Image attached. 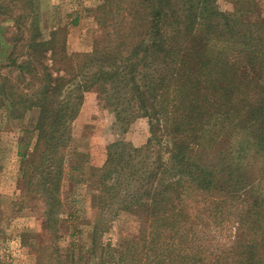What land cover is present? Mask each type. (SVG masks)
Returning a JSON list of instances; mask_svg holds the SVG:
<instances>
[{
    "label": "trees",
    "instance_id": "16d2710c",
    "mask_svg": "<svg viewBox=\"0 0 264 264\" xmlns=\"http://www.w3.org/2000/svg\"><path fill=\"white\" fill-rule=\"evenodd\" d=\"M230 2L232 12L217 0H104L90 52L70 53L58 29L46 40L35 28L28 52L16 46L8 58L17 83L0 71L10 111L38 110L19 138V182L37 187L56 236L59 177L85 95L104 97L120 123L148 120L144 146L110 145L96 175L101 209L140 221L124 248L103 244L96 224L97 264H264L263 5ZM134 5L144 6L138 15ZM74 157L69 172L89 160ZM77 247L62 264L80 263Z\"/></svg>",
    "mask_w": 264,
    "mask_h": 264
},
{
    "label": "rangeland",
    "instance_id": "374dc122",
    "mask_svg": "<svg viewBox=\"0 0 264 264\" xmlns=\"http://www.w3.org/2000/svg\"><path fill=\"white\" fill-rule=\"evenodd\" d=\"M103 1L0 0V71L17 83V71L6 67L8 58L16 46L17 55L28 52L35 28H39L36 30L46 40L51 38L52 30L58 29V42L66 41L70 53L90 52L100 31L94 10ZM261 1L260 13L264 18V0ZM130 2L138 3V0ZM217 5L224 12L234 10L230 0H217ZM130 7L138 15L144 6ZM23 91L30 94V89ZM9 102L0 97V264H37L38 250L43 253L42 264H62L65 259L61 256H65L73 242L78 245L75 256L79 264H97L99 247L96 253L91 251L96 224L104 232L100 241L105 245L120 244L124 248L123 244L136 240L139 218L127 212L110 216L113 211H103L98 205L100 191L94 181L100 179L96 175L103 169L110 145L123 141L144 146L150 137L148 120L138 116L120 123L104 97L93 91L85 95L80 113L71 126L73 139L65 158L68 165L62 178L59 177L61 190L57 197L64 207L56 213L58 222L54 231L61 237L55 239V232L52 234L46 227L48 206L35 192L37 187L24 188L19 182V138L35 123L38 110H24L18 117L10 111ZM77 152L88 155L89 160L87 163L82 160L80 170L69 172Z\"/></svg>",
    "mask_w": 264,
    "mask_h": 264
}]
</instances>
